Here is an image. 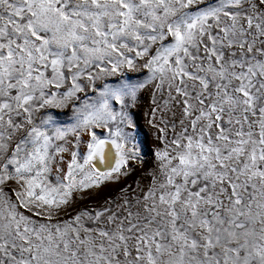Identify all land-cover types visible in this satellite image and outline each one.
<instances>
[{
	"label": "snow or ice",
	"instance_id": "6c2138e0",
	"mask_svg": "<svg viewBox=\"0 0 264 264\" xmlns=\"http://www.w3.org/2000/svg\"><path fill=\"white\" fill-rule=\"evenodd\" d=\"M0 264H264V0H0Z\"/></svg>",
	"mask_w": 264,
	"mask_h": 264
},
{
	"label": "rangeland",
	"instance_id": "374dc122",
	"mask_svg": "<svg viewBox=\"0 0 264 264\" xmlns=\"http://www.w3.org/2000/svg\"><path fill=\"white\" fill-rule=\"evenodd\" d=\"M147 99L142 102L141 107L137 110L136 113V123L138 125L136 129L137 140L140 142L142 148V154L145 155V158L151 157V151L156 146L154 130L148 124V109H147ZM130 174L127 177H122L119 182L107 183L102 187L98 194H93L92 199L84 198V202L89 206H94L97 201L103 202L105 197H112L118 194L119 189L125 184L133 185L142 179L143 170L138 166L129 164Z\"/></svg>",
	"mask_w": 264,
	"mask_h": 264
}]
</instances>
